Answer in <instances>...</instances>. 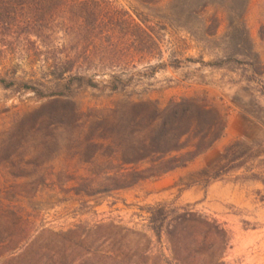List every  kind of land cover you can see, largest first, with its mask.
<instances>
[{"label": "rangeland", "instance_id": "rangeland-1", "mask_svg": "<svg viewBox=\"0 0 264 264\" xmlns=\"http://www.w3.org/2000/svg\"><path fill=\"white\" fill-rule=\"evenodd\" d=\"M113 1L129 15L118 16L114 26L115 17L107 16L98 26L101 13L91 9L83 15L77 10L71 19L77 24L84 18L88 27H76L68 39L60 35L57 40L86 77V87H74L82 112L93 118L96 111L128 101L151 99L167 106L172 99L207 93L228 111L224 138L193 163L159 180L100 193L98 184L89 185L83 178L117 173L121 167L116 147L92 141L90 126L59 130L47 141L43 135L48 131L25 137L20 120L53 102L39 96L51 95L54 84L39 71L42 64L37 60H5L0 51V190L37 192L32 200L21 196L14 201L28 207L37 230L66 232L81 224L116 222L147 234L156 264H264V185L246 179L256 174L264 180V0L248 2L245 22L253 49L240 35L231 36L226 13L220 15L224 24L218 36L203 39L202 21L215 13L214 8L199 17L173 13V0ZM57 44L39 45L48 49ZM232 44H242V55H232ZM176 48L180 55L173 53ZM236 141L243 144L236 153L255 156L249 164L252 173H225L226 148ZM94 158L96 168L90 163ZM159 205L166 206L172 218L188 215L186 221L168 226L170 237L161 241L148 231V209ZM179 236L182 242L177 244Z\"/></svg>", "mask_w": 264, "mask_h": 264}, {"label": "trees", "instance_id": "trees-1", "mask_svg": "<svg viewBox=\"0 0 264 264\" xmlns=\"http://www.w3.org/2000/svg\"><path fill=\"white\" fill-rule=\"evenodd\" d=\"M142 1L158 4L159 0ZM248 2L173 0L171 11L204 17L214 8L215 13L201 24L205 41L208 37L218 36L224 24L220 15L226 13L231 36L240 35L253 49L245 22ZM91 9L101 13L98 26L105 23L107 16L115 17L111 20L114 26L118 16L129 15L113 0H0V43L3 44L0 51L3 59L23 56L24 59L37 60L42 64L39 71L46 72L54 84L51 95L39 96L41 99H53V102L20 120L22 134L31 137L48 131L49 134L43 135L47 141L59 130L93 128L92 141L106 144L109 148L116 147L115 157L121 167L113 175L92 173L90 177L83 178L89 185L98 184L100 193L129 190L142 182L159 180L209 152L224 138L229 114L224 105L217 104L207 93L172 99L167 106L151 99L128 101L115 109L96 111L97 116L93 118L82 112L74 87H86L83 84L86 77L80 73L76 59L68 50L63 51L65 46L57 44V40L60 35L68 39L76 27L81 30L88 27L85 21L82 22L84 18L75 24L71 17L77 10L87 15ZM97 29L95 26L93 31ZM45 42L57 45L44 49L39 44ZM232 45V55H242V44ZM156 46L161 51L160 44ZM173 53L180 55L181 49L176 48ZM89 87L97 88L95 84ZM4 88L10 89L8 86ZM113 91H118V88ZM241 146L243 144L236 141L226 148V174L244 169L248 173L253 172L249 164L255 156L247 152L236 153V148ZM96 159L90 162L94 168ZM112 165L114 161L110 163ZM142 165L146 167L141 168ZM246 179L261 181L264 185L259 175L252 174ZM36 193H5L0 190V264H156L158 257L152 255L151 238L116 222L94 227L81 224L66 232L37 230L35 217L28 207L14 204L15 198L22 196L32 200ZM148 213V231L159 241L165 235L170 237L168 226L186 221L188 216L172 218V213L162 205L149 208ZM181 242L179 236L177 244ZM132 244H135L134 251L130 249ZM111 245L115 250H110Z\"/></svg>", "mask_w": 264, "mask_h": 264}]
</instances>
